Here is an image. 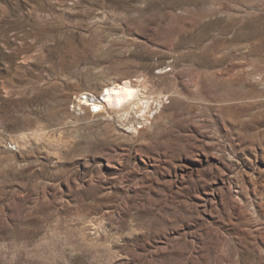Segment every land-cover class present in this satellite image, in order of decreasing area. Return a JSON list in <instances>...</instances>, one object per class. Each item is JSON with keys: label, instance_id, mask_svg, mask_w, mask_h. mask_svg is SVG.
I'll return each instance as SVG.
<instances>
[{"label": "rangeland", "instance_id": "374dc122", "mask_svg": "<svg viewBox=\"0 0 264 264\" xmlns=\"http://www.w3.org/2000/svg\"><path fill=\"white\" fill-rule=\"evenodd\" d=\"M0 264H264V0H0Z\"/></svg>", "mask_w": 264, "mask_h": 264}, {"label": "bare ground", "instance_id": "6f19581e", "mask_svg": "<svg viewBox=\"0 0 264 264\" xmlns=\"http://www.w3.org/2000/svg\"><path fill=\"white\" fill-rule=\"evenodd\" d=\"M79 97V103H86L89 107L96 109L97 114H105V116L109 117L110 114H114L119 118L127 117L134 110L142 112L140 104L143 101H146L145 109L148 108L147 99L141 98L139 90L126 80L104 86L97 98L86 93L79 94Z\"/></svg>", "mask_w": 264, "mask_h": 264}, {"label": "built area", "instance_id": "2783aa9c", "mask_svg": "<svg viewBox=\"0 0 264 264\" xmlns=\"http://www.w3.org/2000/svg\"><path fill=\"white\" fill-rule=\"evenodd\" d=\"M92 113H96L97 114V110L95 111V109H94V111H92Z\"/></svg>", "mask_w": 264, "mask_h": 264}]
</instances>
